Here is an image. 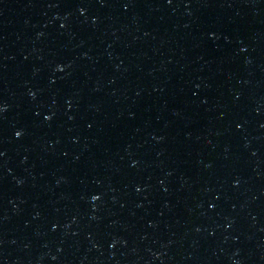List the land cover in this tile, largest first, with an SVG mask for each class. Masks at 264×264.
Wrapping results in <instances>:
<instances>
[{
	"label": "water",
	"instance_id": "water-1",
	"mask_svg": "<svg viewBox=\"0 0 264 264\" xmlns=\"http://www.w3.org/2000/svg\"><path fill=\"white\" fill-rule=\"evenodd\" d=\"M0 264H264V0H0Z\"/></svg>",
	"mask_w": 264,
	"mask_h": 264
}]
</instances>
